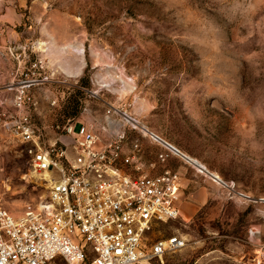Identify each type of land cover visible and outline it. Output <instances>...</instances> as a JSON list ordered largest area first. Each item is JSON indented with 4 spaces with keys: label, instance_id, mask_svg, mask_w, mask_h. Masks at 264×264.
<instances>
[{
    "label": "rangeland",
    "instance_id": "1",
    "mask_svg": "<svg viewBox=\"0 0 264 264\" xmlns=\"http://www.w3.org/2000/svg\"><path fill=\"white\" fill-rule=\"evenodd\" d=\"M154 14L150 0H0V99L15 111L11 87L25 79L23 72L38 78L26 102L45 145L71 121L100 129L106 109L124 105L227 183L174 157V168L188 164L196 173L191 176L196 188L181 201L191 210L161 223L155 233L181 235L186 245L152 264H264V183L254 182L247 171L220 169L201 152L200 133L176 98L178 77L185 70L195 76L197 69L191 59L185 67L167 48L161 51L158 29L144 34V27H152L147 17ZM234 119L221 116L215 139ZM141 139L157 156L159 147ZM26 147L0 123V207L15 216L37 211L48 197V184L33 172ZM202 179L212 182L208 191Z\"/></svg>",
    "mask_w": 264,
    "mask_h": 264
},
{
    "label": "built area",
    "instance_id": "2",
    "mask_svg": "<svg viewBox=\"0 0 264 264\" xmlns=\"http://www.w3.org/2000/svg\"><path fill=\"white\" fill-rule=\"evenodd\" d=\"M22 74L25 79L11 87L15 111L0 99V123L27 144L48 197L23 216L0 207V264H152L185 247L181 235L155 233L161 223L182 217L179 173L170 167L153 173L157 162L144 161L140 139L159 147V163L171 156L191 163L180 148L115 104L100 129L71 121L62 134L72 142L58 137L45 145L26 102L38 78Z\"/></svg>",
    "mask_w": 264,
    "mask_h": 264
},
{
    "label": "clouds",
    "instance_id": "3",
    "mask_svg": "<svg viewBox=\"0 0 264 264\" xmlns=\"http://www.w3.org/2000/svg\"><path fill=\"white\" fill-rule=\"evenodd\" d=\"M150 3L155 14L144 34L158 29L161 51L167 48L185 67L191 59L197 69L178 77L176 98L200 133L201 152L220 169L247 171L264 183V0ZM226 115L235 119L217 140Z\"/></svg>",
    "mask_w": 264,
    "mask_h": 264
},
{
    "label": "crops",
    "instance_id": "4",
    "mask_svg": "<svg viewBox=\"0 0 264 264\" xmlns=\"http://www.w3.org/2000/svg\"><path fill=\"white\" fill-rule=\"evenodd\" d=\"M135 135H138V134L135 133ZM140 142H141V145H142V148H143L142 139H140ZM157 149H158V147H157ZM184 153H185V151H184ZM185 154H187V153H185ZM187 155H189V154H187ZM189 156H191V155H189ZM174 157H178V156H171L167 160L166 163H159L157 156H155L153 158L148 153V151L145 148H143V152H142V158L145 159V162L146 163H149V162H157V168L152 171L153 173L160 172L162 170V168H164V167H170V168L178 171L179 176H180L179 184H180V193H181V200H180L181 213H182V210H183V212H185L186 214H188V212H190V210H191V206L189 204H186V203H184L183 206H181V201H182V198H183L184 194L186 193V191H189V188H196V187H194L195 186V180H193L192 177H191L193 174L196 175V173L192 170V169H194L193 166L188 165V164H186V165H179L178 167H175L174 168V166H173L174 163H175ZM191 157H193V156H191ZM197 160L199 161V159H197ZM199 162H201V161H199ZM202 164L204 166H206L204 163H202ZM208 170L211 171L210 169H208ZM204 173H206L207 175H209V177L211 179H213L214 181H216L214 178H212V175L210 173H207V172H204ZM211 173H213V171H211ZM202 181L205 182L204 185L207 186V191H208V187L212 184V182H210V180H207V179H202Z\"/></svg>",
    "mask_w": 264,
    "mask_h": 264
},
{
    "label": "bare ground",
    "instance_id": "5",
    "mask_svg": "<svg viewBox=\"0 0 264 264\" xmlns=\"http://www.w3.org/2000/svg\"><path fill=\"white\" fill-rule=\"evenodd\" d=\"M184 153V152H183ZM185 154V153H184ZM186 156H187V159L191 162V163H193L197 168H198V170H200L201 172H207V173H210L211 175H212V178H214L217 182H219V183H225V181L221 178V176L217 173V172H213V173H211V171H209L208 169H207V167L206 166H204L201 162H199L196 158H194V157H191V156H189V155H187V154H185ZM36 174V173H35ZM223 183V184H224ZM225 185V184H224Z\"/></svg>",
    "mask_w": 264,
    "mask_h": 264
},
{
    "label": "water",
    "instance_id": "6",
    "mask_svg": "<svg viewBox=\"0 0 264 264\" xmlns=\"http://www.w3.org/2000/svg\"><path fill=\"white\" fill-rule=\"evenodd\" d=\"M59 139H60L61 141L67 142V143L73 141V139H72L71 137H68V136L63 135V134H61V135L59 136Z\"/></svg>",
    "mask_w": 264,
    "mask_h": 264
}]
</instances>
